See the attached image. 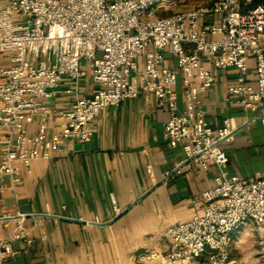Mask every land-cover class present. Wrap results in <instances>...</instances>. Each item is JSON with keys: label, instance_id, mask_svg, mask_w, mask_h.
<instances>
[{"label": "built area", "instance_id": "obj_1", "mask_svg": "<svg viewBox=\"0 0 264 264\" xmlns=\"http://www.w3.org/2000/svg\"><path fill=\"white\" fill-rule=\"evenodd\" d=\"M177 1L0 0V54L11 61L0 66V126L6 132L0 175L16 184L17 162L29 166L60 152L66 140L87 141L103 107L152 93L167 110L163 137L180 147V164L216 168L213 185L200 194L202 211L171 225L168 247L152 258L188 264L205 254L207 264H229L231 233L250 223L264 264V176L227 173L225 144L235 139L237 127L230 117L210 125L199 99L214 86L216 70L235 68L227 101L264 123V5L245 10L241 0H212L157 13ZM82 66L90 75L88 95L76 94ZM65 77L72 82L68 88ZM73 92L70 108L52 105L60 93ZM53 115L63 121L58 128H51ZM35 120L36 132L28 134L26 124ZM24 218L16 216L12 239L24 236ZM0 247V258L13 253L6 240Z\"/></svg>", "mask_w": 264, "mask_h": 264}, {"label": "crops", "instance_id": "obj_2", "mask_svg": "<svg viewBox=\"0 0 264 264\" xmlns=\"http://www.w3.org/2000/svg\"><path fill=\"white\" fill-rule=\"evenodd\" d=\"M10 64L9 54H0V66ZM248 64L254 67V60ZM82 67L76 94L88 95L90 75ZM215 75L214 86L199 99L210 125L220 126L230 117L237 127L235 139L225 144L224 168L246 179L264 176V123L227 101L235 68L218 69ZM71 83L65 77L62 86ZM74 97V92L60 93L52 105L68 109ZM167 118L152 93H141L103 107L89 125L93 133L87 141L66 140L60 152L29 166L17 162L16 184L0 175V245L6 240L13 250L0 264H159L152 256L168 247L167 229L202 211L200 194L216 174L213 166L202 170L180 164V147L163 137ZM62 122L53 115L51 128ZM37 124H26L27 133H35ZM5 136L0 126V155ZM21 214L25 234L12 239ZM200 258L188 264H199Z\"/></svg>", "mask_w": 264, "mask_h": 264}, {"label": "rangeland", "instance_id": "obj_3", "mask_svg": "<svg viewBox=\"0 0 264 264\" xmlns=\"http://www.w3.org/2000/svg\"><path fill=\"white\" fill-rule=\"evenodd\" d=\"M212 0H178L176 5L158 10V14H168L173 11L190 9L197 5L209 4ZM259 238L256 233L255 227L247 223L242 228L235 230L231 233L229 244V264H262L259 257ZM206 255H202L199 259V264H205Z\"/></svg>", "mask_w": 264, "mask_h": 264}, {"label": "trees", "instance_id": "obj_4", "mask_svg": "<svg viewBox=\"0 0 264 264\" xmlns=\"http://www.w3.org/2000/svg\"><path fill=\"white\" fill-rule=\"evenodd\" d=\"M243 8L249 9L250 7L255 6L256 4H263L264 5V0H241Z\"/></svg>", "mask_w": 264, "mask_h": 264}]
</instances>
